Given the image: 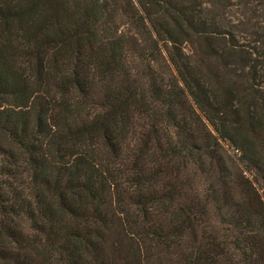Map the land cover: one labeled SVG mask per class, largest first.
Segmentation results:
<instances>
[{
	"label": "trees",
	"instance_id": "16d2710c",
	"mask_svg": "<svg viewBox=\"0 0 264 264\" xmlns=\"http://www.w3.org/2000/svg\"><path fill=\"white\" fill-rule=\"evenodd\" d=\"M0 264H264V0H0Z\"/></svg>",
	"mask_w": 264,
	"mask_h": 264
},
{
	"label": "rangeland",
	"instance_id": "374dc122",
	"mask_svg": "<svg viewBox=\"0 0 264 264\" xmlns=\"http://www.w3.org/2000/svg\"><path fill=\"white\" fill-rule=\"evenodd\" d=\"M244 11V10H243Z\"/></svg>",
	"mask_w": 264,
	"mask_h": 264
}]
</instances>
